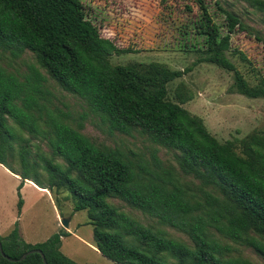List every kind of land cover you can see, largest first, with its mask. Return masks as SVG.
<instances>
[{"label":"trees","instance_id":"trees-1","mask_svg":"<svg viewBox=\"0 0 264 264\" xmlns=\"http://www.w3.org/2000/svg\"><path fill=\"white\" fill-rule=\"evenodd\" d=\"M194 1L198 12L179 32L182 48L197 52L196 62L232 72L238 94L264 99V75L256 73L250 84L227 56L232 51L248 61L231 50L233 33L263 44L264 35L223 0ZM237 1L258 12L264 25V0ZM26 52L37 66L23 77L0 64V164L19 176L18 189L30 180L52 196L66 191L73 212L85 211L93 245L115 264H254L232 244L252 248L264 261V127L220 142L181 106L190 96L177 91V102L168 98V84L185 71L159 62L110 63L112 55L131 50L102 35L83 0H0V57L13 60ZM37 67L82 99L110 131L136 133L173 151L180 172L192 180L165 168L155 148L146 159L92 142L47 97L46 77ZM110 199L156 224L139 222ZM22 204L19 198L18 214ZM68 234L62 229L32 244L13 229L0 241L14 259L40 249L47 264H88L60 251V238ZM0 264L44 262L37 252L15 261L0 252Z\"/></svg>","mask_w":264,"mask_h":264},{"label":"rangeland","instance_id":"rangeland-1","mask_svg":"<svg viewBox=\"0 0 264 264\" xmlns=\"http://www.w3.org/2000/svg\"><path fill=\"white\" fill-rule=\"evenodd\" d=\"M83 1L102 35L113 39L119 47L131 50L121 55H112L111 64L159 62L170 69L185 71L181 77L168 84V98L177 102V91L190 96L191 99L181 106L200 117L207 130L220 142L243 138L264 127V99L238 94L232 88V72L213 63L196 62L198 53L182 48V36L179 32L182 25L198 12L194 0ZM223 1L224 7L237 13L244 22L264 35V25L258 12H254L242 1ZM218 20L222 21L223 18L218 17ZM230 46L231 50L241 51L248 59L243 61L238 53L227 52L228 58L245 79L254 84L256 73L264 75V44L254 36L238 31L231 35ZM0 64L23 77L29 73L30 65L35 64V59L30 52H26L13 60L6 56L0 57ZM37 68L46 77L44 87L48 92L47 97L67 114L70 124L79 128L92 142L119 148L129 154L143 155L146 159L150 158V153L155 148L156 156L165 168L174 169L184 181L192 180L180 172L173 151L151 144L136 133L129 135L110 131L107 124L82 99L60 88L42 68ZM8 161L15 162L14 166L18 168L15 159L12 161L8 158ZM3 166L0 164V237H5L10 231L17 229L24 242H43L62 230L61 219L68 217L69 225L66 229L70 230L71 235L60 238V251L77 263L115 264L94 248L92 228L86 223V213L73 212L72 201L66 191L54 194L61 206V213L53 200L54 196L48 190H37L31 184L24 183L18 189L21 182L19 176ZM19 198L23 204L18 214ZM110 202L145 225L156 224L154 219L117 199H110ZM57 215L62 216L58 218ZM161 228L174 237L188 241L185 234L172 227ZM232 245L237 248L235 252L252 263L264 264L252 248Z\"/></svg>","mask_w":264,"mask_h":264},{"label":"water","instance_id":"water-1","mask_svg":"<svg viewBox=\"0 0 264 264\" xmlns=\"http://www.w3.org/2000/svg\"><path fill=\"white\" fill-rule=\"evenodd\" d=\"M68 221H69L68 217H63L61 219V224H62L63 228H67L68 227V225H69ZM0 252H1V254L3 256H5L8 260H11V261L24 259L26 257V255H28V254H30L32 252H37V253H39L42 256L44 264H47V261H46V259L44 257V254H43V252L40 249H31V250L27 251L26 253H24L23 255H21L18 259H14V258H11V257H9V256L4 254L3 249H2V245H1V241H0Z\"/></svg>","mask_w":264,"mask_h":264},{"label":"crops","instance_id":"crops-1","mask_svg":"<svg viewBox=\"0 0 264 264\" xmlns=\"http://www.w3.org/2000/svg\"><path fill=\"white\" fill-rule=\"evenodd\" d=\"M3 166V165H2ZM4 168H5V166H3ZM24 184H31L34 188H36L37 190H41V191H43V190H47V189H44V188H40V187H38L37 185H35L32 181H30V180H25L24 181ZM49 191V190H48ZM58 216V215H57ZM60 216H62V215H59L58 216V218L60 217ZM64 229V228H63ZM65 231H67L69 234L68 235H71L70 234V230L69 229H64ZM66 236V235H65ZM62 237V236H61ZM36 243V242H35ZM35 243H32V244H35ZM38 243V242H37ZM94 246V245H93ZM94 248L99 252V250L94 246Z\"/></svg>","mask_w":264,"mask_h":264}]
</instances>
